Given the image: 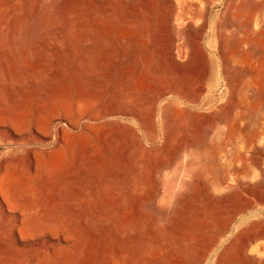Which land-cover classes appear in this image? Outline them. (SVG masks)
<instances>
[{
    "label": "rangeland",
    "instance_id": "374dc122",
    "mask_svg": "<svg viewBox=\"0 0 264 264\" xmlns=\"http://www.w3.org/2000/svg\"><path fill=\"white\" fill-rule=\"evenodd\" d=\"M0 264H264V0H0Z\"/></svg>",
    "mask_w": 264,
    "mask_h": 264
},
{
    "label": "bare ground",
    "instance_id": "6f19581e",
    "mask_svg": "<svg viewBox=\"0 0 264 264\" xmlns=\"http://www.w3.org/2000/svg\"><path fill=\"white\" fill-rule=\"evenodd\" d=\"M6 192H7V191H6ZM8 193H9V192H8ZM8 193H7V194H8Z\"/></svg>",
    "mask_w": 264,
    "mask_h": 264
}]
</instances>
